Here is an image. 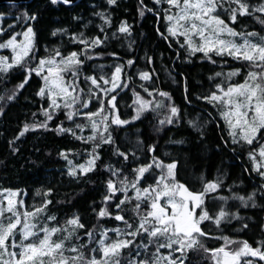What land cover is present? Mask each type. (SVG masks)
Wrapping results in <instances>:
<instances>
[{"label": "snow or ice", "instance_id": "1", "mask_svg": "<svg viewBox=\"0 0 264 264\" xmlns=\"http://www.w3.org/2000/svg\"><path fill=\"white\" fill-rule=\"evenodd\" d=\"M49 2L52 5H70L73 0ZM116 2L106 0L108 5ZM153 4L154 7L149 8L144 0H139V14L143 16L145 12H152L158 21L162 15L167 34L157 26L158 35L165 40L177 37L176 43L186 52L185 60H191L200 53L201 59L212 65L216 64L214 56L221 58L222 67L226 65V61H223L225 56L240 62V67L210 75L208 79L213 82V86L206 93L198 95L197 99L217 108L225 125L220 129V139L225 146L229 139L233 148L236 145L247 146L252 171L264 179V35L255 30L238 31L234 26L246 16H253L259 25L264 26V0H259L255 5L248 0H153ZM106 13L107 9L93 15L100 17L104 24H109L111 14ZM37 18L36 12L25 8L7 28L0 25V50L10 51V55L0 54V79H5L13 72L23 76L10 94L0 95V101L7 103L17 99V93L35 77L38 80L35 96L47 102L46 107L41 106L39 109L45 119L25 123L14 139L30 129L48 128V122L61 110L69 122L82 117L84 123H75L74 127L69 128L60 123L55 129L57 133H69L78 140L92 142V148L86 150L83 163L75 164L63 150L59 153L67 160V174L79 179L96 167L97 161L101 159L97 149L102 144L113 145L114 154L123 157L125 164L130 157L135 163L136 149L122 151L119 145H115L109 131L111 125H128L138 121L145 112H159L162 107H166L167 111L158 121L161 127L180 123V108L172 102L170 93L156 88H144V92L148 97L157 93L166 98L167 105L158 99H145L134 91L133 115L122 119L118 112L116 93L121 86H128L131 77L124 78V65H133V59L126 60L124 64L116 63L110 77L85 74V61L90 62L95 56L101 55L93 50L104 40L99 36H86L83 32L54 28L51 35L68 34L69 41L79 47L65 54L64 47H49L45 44L44 54L41 55L37 51V33L31 23ZM73 19L79 18L74 16ZM117 31L130 33L131 26L122 20ZM181 36L183 43L179 40ZM110 55L117 56L116 53ZM146 59L152 62L151 57ZM138 74L142 81L150 79L148 71H139ZM238 75H243V80L233 82L232 78ZM184 99L191 103L186 84ZM93 101L99 106L95 111H90L89 105ZM2 111L3 108H0ZM35 116L36 113H33ZM187 123L193 128L204 127L197 120H188ZM89 126L91 133L87 137L76 134V129L83 133ZM200 135L204 136L203 131ZM97 138L99 143L96 142ZM11 144L12 141H9ZM138 145L142 147V142L138 141ZM154 149V144L147 145L146 151L151 154V158L147 163H139L131 169V179L123 174L122 168L104 165L110 172V178L105 181L106 194L101 198V206L97 210L95 202L92 204L93 213L98 219L114 215L115 221L121 222L124 227L102 228L98 239L95 238L96 227L86 229L77 212L68 216L62 225L57 224V216L48 213L51 205L48 196L53 192L51 187L36 189V193L42 196V203L34 204L30 210L25 201L18 197L19 189H0V264H122L123 252L131 250L133 245L136 246L135 253L130 255L128 264H188L189 253L200 250L205 255L210 254L213 264H254L253 260L246 259L249 256L264 261V241H257V246L253 247L248 240H235L229 236L211 237L204 229L205 221H211L219 227L229 215L237 217V213L224 211L223 206L214 215L206 207L209 194L216 193L221 187L219 179L201 177L202 189L193 190L178 178V161L172 159L166 163L155 155ZM12 151L16 149L13 147ZM146 179L152 182L145 184ZM259 190L264 192V184L260 185ZM117 196L119 202L115 199ZM253 196V192L247 196L233 193V198L241 204L251 201L254 205ZM218 199L226 201L229 198L219 196ZM126 204L132 207L125 209ZM111 205H114V210H110ZM128 211L133 213L131 220L126 218ZM82 230L87 237L83 242L80 236ZM110 231L115 233L114 239L109 237ZM144 237H147V243ZM209 238L222 239L224 243L209 248L204 243ZM154 242L155 250L148 257L146 252ZM236 244L239 247L229 249L228 246Z\"/></svg>", "mask_w": 264, "mask_h": 264}, {"label": "trees", "instance_id": "2", "mask_svg": "<svg viewBox=\"0 0 264 264\" xmlns=\"http://www.w3.org/2000/svg\"><path fill=\"white\" fill-rule=\"evenodd\" d=\"M248 2L255 5L259 0H248ZM144 4L149 8L154 7L153 0H144ZM138 6L139 0H117L114 5H108L106 0H79L70 5L63 3L52 5L49 0L0 4V13H3L0 16V25L5 28L12 24L25 8L37 13V20L31 23L34 24L37 33V51L41 55L44 54L45 44L49 47L62 46L65 54L74 47H79L69 41L68 34L51 35L54 28H66L69 32H83L89 37L102 38L104 43L93 50L101 55L95 56L90 62L85 61V74L110 77L116 63L124 64L126 60L133 59V65H124V78L131 77V80L127 87L121 86L120 91L116 93L118 112L122 119H128L133 115L134 91L145 99H158L167 105L166 98L157 93H154L153 97H148L144 88L169 92L172 102L180 108L181 115L180 123L165 124L161 127L158 121L167 111L166 107H162L159 112H145L138 121L130 122L128 125L119 127L111 125L109 131L115 145H119L122 151L136 149L135 163L130 157L129 162L125 164L123 157L114 154L113 145L102 144L97 149L101 159L97 161L96 167L92 172L76 179L67 174V160L59 153L63 150L68 153V159L73 160L75 164L83 163L86 160V150H91L92 142L78 140L69 133H57L55 129L60 123L65 128L74 127L75 123H84L82 117L69 122L61 110L48 122V128L30 129L14 139L25 123L45 119L39 109L41 106L46 107L47 102L35 96L38 80L33 77L31 83L17 93V99L7 103L0 101V108H3L0 112V189H19L18 197L25 201L30 210L34 204L42 203V196L36 193V189L51 187L53 192L48 196L51 200L48 213L57 216V224L62 225L68 216L77 212L82 217L81 222L85 224L86 229L96 227L95 238L98 239L102 228L124 227L121 222L115 221L114 215L98 219L93 213L92 204L95 202L97 210L101 206V198L106 194L105 181L110 178V172L104 165L122 168L123 174L131 179V169L139 163L148 162L151 154L147 153L146 148L147 145L154 144L155 155L166 163L172 159L178 161V178L191 189H202L201 177L207 180L219 179L221 187L216 193L209 194L206 207L214 215L223 206L224 211L229 214L237 213V217L233 218L229 215L219 227L211 221H205L203 227L211 237L229 236L235 240H248L253 247H256L257 241H264V192L259 190L260 185L264 184V179L252 171L247 146L236 145L233 148L230 139L225 146L224 141L220 139V129L225 125L219 117L217 108L197 99L198 95L206 93L213 86V82L208 79L210 75L218 71L226 73L230 68L240 67L241 64L225 56L223 61H226V65L222 67L221 58L214 56L216 64L212 65L207 60H202L200 53L191 60H185L186 52L176 43L177 37L165 40L158 35L157 26L161 32L167 34V25L162 15L159 21L152 12H145L141 16ZM105 9H107L106 14H111L109 24H104L100 17L93 15ZM74 16L79 19H73ZM122 20L131 26L130 33L117 31ZM234 26L238 31L255 30L264 35V26L259 25L253 16L240 18ZM14 30L19 29L14 28ZM179 40L183 43L182 36ZM111 53H116L117 56L113 57ZM147 57L152 58L151 63L148 62ZM139 71H148L150 79L142 81ZM244 71H247V66ZM22 78V75L13 72L5 79H0V95L10 94ZM243 78V75H238L233 77L232 81L238 83ZM185 84L188 98L191 100L190 104L184 99ZM94 104L97 105L95 101L89 105L90 111L94 109ZM33 113H36L35 117ZM188 120H197L204 124V127L193 128L187 123ZM201 131L204 133L203 137L200 135ZM90 132L89 127L85 128L83 133L76 129L78 136L87 137ZM224 135L227 136V133ZM9 141H12L11 146ZM138 141L142 142V147L138 145ZM96 142L99 143L98 138ZM13 147L16 149L15 152L12 151ZM150 182H152L150 179L144 181L145 184ZM249 192L254 194V205L251 201L241 204L238 199L233 198V193L247 196ZM219 196L229 199L220 200ZM115 199L119 202V196ZM131 207V204L124 206L125 209ZM110 210H114V205L110 206ZM132 215L133 213L128 211L126 218L131 220ZM80 236L81 242L87 239L83 230ZM204 243L212 248L219 247L224 241L209 238ZM228 247L234 250L239 244ZM135 249L136 246L133 245L131 250L123 252L122 264H128L129 257L134 255ZM154 250L155 242L149 246L146 255L151 257ZM256 258V264H264L258 257ZM210 259V254L205 255L202 250L192 251L188 256V264H209Z\"/></svg>", "mask_w": 264, "mask_h": 264}, {"label": "rangeland", "instance_id": "3", "mask_svg": "<svg viewBox=\"0 0 264 264\" xmlns=\"http://www.w3.org/2000/svg\"><path fill=\"white\" fill-rule=\"evenodd\" d=\"M259 2H256L255 4H258ZM0 54H3V55H10V51H5V50H0ZM95 105V104H94ZM99 105L97 104V105H95L94 106V109H92L91 111H95L96 110V108L98 107ZM89 129H90V131H91V127L89 126ZM91 133V132H90ZM12 190H15V189H12ZM6 194V193H5ZM18 195H19V193H18ZM0 198H2V197H0ZM21 211H23V209L21 210ZM109 237L110 238H115V233H113V232H109ZM147 241V237L145 238L144 237V242L145 243H147L146 242ZM74 242V241H73ZM160 242H164L163 240H161ZM70 246V245H69ZM211 258V257H210ZM246 259H248V260H253L254 261V264H256L257 263V261H256V259L257 258H253V257H251V256H249V257H247ZM209 264H213V261L210 259V262H209Z\"/></svg>", "mask_w": 264, "mask_h": 264}, {"label": "water", "instance_id": "4", "mask_svg": "<svg viewBox=\"0 0 264 264\" xmlns=\"http://www.w3.org/2000/svg\"><path fill=\"white\" fill-rule=\"evenodd\" d=\"M29 1L30 0H0V4L2 3H21V2H29ZM78 1L79 0H73L72 4L77 3Z\"/></svg>", "mask_w": 264, "mask_h": 264}]
</instances>
